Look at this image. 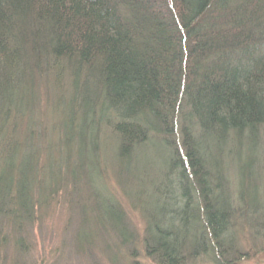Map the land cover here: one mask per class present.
<instances>
[{"label":"trees","instance_id":"16d2710c","mask_svg":"<svg viewBox=\"0 0 264 264\" xmlns=\"http://www.w3.org/2000/svg\"><path fill=\"white\" fill-rule=\"evenodd\" d=\"M37 88L58 121L59 168L43 173L36 161L45 150L52 161L50 147L35 145L29 118ZM108 138L118 177L150 183L156 196L153 208L137 206L148 258L239 264L236 219L264 237L254 178L264 152V0H0V253L10 241L26 253L36 203L52 197L62 168L71 186L87 187L93 211L119 218L122 231L108 228L121 247L135 243L110 193L98 203L91 187Z\"/></svg>","mask_w":264,"mask_h":264},{"label":"rangeland","instance_id":"374dc122","mask_svg":"<svg viewBox=\"0 0 264 264\" xmlns=\"http://www.w3.org/2000/svg\"><path fill=\"white\" fill-rule=\"evenodd\" d=\"M41 89L37 88L39 105L34 106V111L29 118L35 122L36 131L33 134V138L37 140L35 145L40 142L43 145L46 144V147L47 145L50 147L48 153H51L52 161L49 160L46 150L39 154L36 161L37 167L43 173V169L47 167L59 168L57 162L59 149L56 144L58 140L56 111L53 109L54 105L46 100L43 89ZM60 93L65 94L64 89ZM60 104L62 105L61 102ZM61 108L62 106L60 111ZM10 123L13 124V121ZM25 123H19L17 126L15 124V127L23 130ZM107 137L109 136L105 132L103 139ZM105 145L101 151L103 160L101 174L98 180L91 181V187L93 186V191L99 194V200L96 201L98 203L111 202V199L104 198L108 196L106 190L110 193L113 202L123 211L129 230L135 234V243L131 244L129 248L121 247L119 239L108 228L109 224L116 225L118 228L119 218L108 213L109 211L105 208L102 209L103 207L99 204L98 211H93L95 203L89 194L85 195L87 187L81 184H78L79 187L71 186L69 181H65L64 168H62L60 172L56 173L59 183L55 182L52 197L45 205H42V201L41 205L36 203L34 223L27 232V239L24 241L26 253L18 256L12 249L15 244L10 241L0 253V264H19V261L23 264H156L146 256L142 245L146 219L142 215L141 209L154 207L156 196L153 195L152 184L144 181L143 184H135L131 187L126 184L124 179L116 174L117 163L114 161L117 159L113 155L109 138ZM261 153V158L258 161L259 173H255L254 178L257 181L256 186L261 192V202L264 203V152ZM142 159L143 157L140 156L138 162L139 166L144 168V159ZM47 161L49 163H46ZM121 169L124 174L126 167L121 165ZM153 170L151 176L155 174V169ZM127 171L128 174L130 169ZM156 174H158L157 169ZM43 179L44 177L39 178L37 183L42 188H47L48 179L46 182ZM76 191L80 194L78 198L74 196ZM137 191L149 194L146 200L135 195ZM245 192L243 195L247 197ZM43 196L40 195V198ZM137 206H140L141 209ZM154 210L156 209L154 208ZM251 226L249 221L247 223V220L241 217L236 219V227L234 229L231 227L232 230H230L236 235L237 247L242 250L244 257L239 264H264V237L253 238V233L250 231ZM190 264L213 263L201 257Z\"/></svg>","mask_w":264,"mask_h":264}]
</instances>
